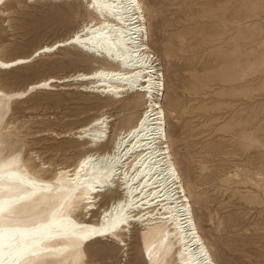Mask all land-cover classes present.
Returning <instances> with one entry per match:
<instances>
[{
    "label": "rangeland",
    "instance_id": "374dc122",
    "mask_svg": "<svg viewBox=\"0 0 264 264\" xmlns=\"http://www.w3.org/2000/svg\"><path fill=\"white\" fill-rule=\"evenodd\" d=\"M141 2L165 78L169 145L199 231L217 264H264V0ZM93 6L0 0V60H29L0 68V91L17 95L0 100V162L34 168L39 184L57 185L58 166L75 165L89 150L75 130L105 113L114 138L148 107L139 100L125 111L80 82H63L107 65L75 46L53 47L94 19ZM48 80L62 83L32 89ZM112 198L101 200L93 224ZM140 230L123 235L126 246L111 238L88 244L76 264H139Z\"/></svg>",
    "mask_w": 264,
    "mask_h": 264
},
{
    "label": "bare ground",
    "instance_id": "6f19581e",
    "mask_svg": "<svg viewBox=\"0 0 264 264\" xmlns=\"http://www.w3.org/2000/svg\"><path fill=\"white\" fill-rule=\"evenodd\" d=\"M85 1L94 5V19L53 47L75 46L107 65L73 73L63 82H80L86 92L100 94L125 111L139 100L148 107L114 138V120L105 113L77 128L74 137L89 150L75 165L58 166L53 177L57 185L39 184L30 176L34 168L16 158L0 162V264H76L92 242L111 238L126 246L123 235H132L137 226L139 264H217L172 156L163 109L165 78L149 46L141 0ZM28 61L0 60V68L10 70ZM57 82L62 83L48 80L32 89L51 91ZM16 96L0 91V100ZM47 165L42 167L53 169ZM108 196L113 198L100 223L93 224L90 220ZM142 241L148 244L143 255Z\"/></svg>",
    "mask_w": 264,
    "mask_h": 264
}]
</instances>
